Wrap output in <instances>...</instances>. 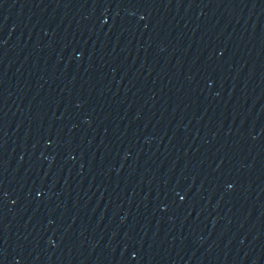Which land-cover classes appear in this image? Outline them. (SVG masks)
Listing matches in <instances>:
<instances>
[{"label":"water","instance_id":"1","mask_svg":"<svg viewBox=\"0 0 264 264\" xmlns=\"http://www.w3.org/2000/svg\"><path fill=\"white\" fill-rule=\"evenodd\" d=\"M0 264H264V0H0Z\"/></svg>","mask_w":264,"mask_h":264}]
</instances>
